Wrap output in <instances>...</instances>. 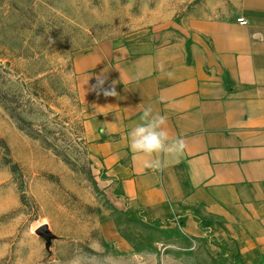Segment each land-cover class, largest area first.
<instances>
[{
	"label": "rangeland",
	"instance_id": "obj_1",
	"mask_svg": "<svg viewBox=\"0 0 264 264\" xmlns=\"http://www.w3.org/2000/svg\"><path fill=\"white\" fill-rule=\"evenodd\" d=\"M234 4L0 0V89L46 141L0 105V264H246L177 217L126 209L89 155L73 67L95 45H154L189 31V14L223 18Z\"/></svg>",
	"mask_w": 264,
	"mask_h": 264
},
{
	"label": "crops",
	"instance_id": "obj_2",
	"mask_svg": "<svg viewBox=\"0 0 264 264\" xmlns=\"http://www.w3.org/2000/svg\"><path fill=\"white\" fill-rule=\"evenodd\" d=\"M225 17L189 14L190 30L154 45H95L73 60L90 157L144 221L177 217L246 264L264 263V0ZM247 22L241 24L237 18ZM172 33L166 31L164 34ZM163 64L164 71L158 65ZM174 73L168 78L165 72ZM98 77L103 88H95ZM116 95H105L104 90ZM152 106L186 150L145 168L128 132Z\"/></svg>",
	"mask_w": 264,
	"mask_h": 264
},
{
	"label": "clouds",
	"instance_id": "obj_3",
	"mask_svg": "<svg viewBox=\"0 0 264 264\" xmlns=\"http://www.w3.org/2000/svg\"><path fill=\"white\" fill-rule=\"evenodd\" d=\"M164 71L163 64L158 65ZM168 78L174 73L165 72ZM95 88H103V79L98 77ZM105 95H116L112 91L104 90ZM140 122L128 132L131 151L144 158L145 168L154 173L163 172L168 166L169 158H179L186 150V143L182 137H171L167 128V118L159 112H154L152 106L143 108L139 117Z\"/></svg>",
	"mask_w": 264,
	"mask_h": 264
},
{
	"label": "trees",
	"instance_id": "obj_4",
	"mask_svg": "<svg viewBox=\"0 0 264 264\" xmlns=\"http://www.w3.org/2000/svg\"><path fill=\"white\" fill-rule=\"evenodd\" d=\"M7 94H5V92H3L0 89V105L3 107V109L14 119L17 120L18 125L20 126V128L24 129L25 131H27V133H30V135H32L35 138L40 139V141H42V143H45L46 141L44 139H42L41 137H39V135H37L38 133H31L30 129H27L26 127L23 126V122H24V118L19 115L16 111V109L12 108L9 104V100L6 96Z\"/></svg>",
	"mask_w": 264,
	"mask_h": 264
},
{
	"label": "built area",
	"instance_id": "obj_5",
	"mask_svg": "<svg viewBox=\"0 0 264 264\" xmlns=\"http://www.w3.org/2000/svg\"><path fill=\"white\" fill-rule=\"evenodd\" d=\"M241 24H245L246 23V20H244L242 17H239L237 19Z\"/></svg>",
	"mask_w": 264,
	"mask_h": 264
}]
</instances>
